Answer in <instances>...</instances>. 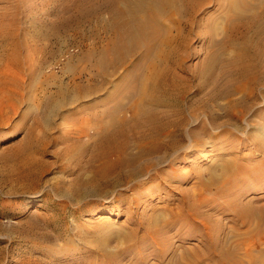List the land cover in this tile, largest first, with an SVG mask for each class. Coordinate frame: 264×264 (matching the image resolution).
Segmentation results:
<instances>
[{"label": "rangeland", "instance_id": "374dc122", "mask_svg": "<svg viewBox=\"0 0 264 264\" xmlns=\"http://www.w3.org/2000/svg\"><path fill=\"white\" fill-rule=\"evenodd\" d=\"M98 1L0 0V264H249L247 255L264 264V225L247 233L234 215L235 207L237 211L247 201L252 200L256 209L264 207V34L249 36L247 52L262 55L254 72L263 80L240 90L229 75V64L237 55L235 43L240 40L232 35L254 17L255 29L263 30L264 0H253L255 6L247 8H241L244 0L235 1L238 7H231L232 0H202L193 17L181 18L173 11L163 18L162 39L169 43L164 48L174 49L183 60L182 66L169 65L177 82L174 92L186 93L185 108L210 106L215 123L209 132L216 138L209 139L207 146H189L186 154L180 153L177 181L164 187L159 180L147 179L140 188L128 184L107 196L93 192L91 169L78 177L76 163L69 164L65 156L70 142L61 136L73 131L86 112L106 113L121 93L134 89L126 78L132 76L129 65L138 56L125 67H101L99 52L112 38L104 22L92 19L76 26L70 21ZM101 16L107 20L108 12ZM65 24L68 27H62ZM212 56L216 60L210 64ZM80 86L85 93H77ZM221 91L230 95L211 99ZM118 99L128 107V98ZM232 104H242L245 113L226 115L224 108ZM200 120L211 127L204 109H199L186 129ZM30 132L36 164L29 170L38 175L34 184L18 181L29 153L20 155L19 148ZM92 134L87 129L81 139ZM226 159L238 160L239 169H260L259 175L206 190L201 178L211 182L207 172L221 174L220 163ZM62 165L67 168L62 170ZM164 169L165 174L172 173L167 166ZM186 169L192 180L184 178ZM190 198L196 214L190 224L193 229L182 223Z\"/></svg>", "mask_w": 264, "mask_h": 264}, {"label": "bare ground", "instance_id": "6f19581e", "mask_svg": "<svg viewBox=\"0 0 264 264\" xmlns=\"http://www.w3.org/2000/svg\"><path fill=\"white\" fill-rule=\"evenodd\" d=\"M235 1L237 0H232L231 7L239 6L235 4ZM243 2L244 4H242L241 8L253 7L254 5L253 0L251 2H246V0H244ZM202 4V0H99L96 4L89 6L90 9L87 12H81L80 17L70 20L76 22V26L80 25L79 23L82 21L86 22L92 19L102 20L104 22L105 31L112 34V38L107 47L99 52V59H101L99 61L97 60V62H100L101 67H103L104 64H106V68L108 66L114 69L122 66L125 67V65H129L130 58L138 56V60L129 65L131 68L129 72L132 76H130L129 79L126 78L128 84H133L134 89L131 91L125 90L124 93H121L118 97L128 98L130 100L128 107L124 106L121 99L119 100L117 98L114 105L106 113L101 115L95 114L94 111L86 112L84 117H82L81 114H76L75 116L81 115L79 117L82 118H79L80 120L74 123L73 131L70 129L71 131L68 130L69 132L65 131V134H61L63 137L62 140L70 142L65 153V156L68 155V157H66L68 160L64 156L65 161L67 160L69 164L73 162L76 163L79 171L78 177L84 170H92V177L89 180L95 184L93 190L95 194L107 196L110 190H115L118 187L128 184H132L131 188H140L142 182L147 179L153 182L159 180L160 185L165 187L168 185L167 183L177 181L179 178L175 165L181 160V157H179L181 152L186 154V148L189 146H207L209 139L216 138V136H213L212 132H209V128L213 129L215 123V115L213 114V116L210 112V106L204 104L202 106L198 105L196 107L185 108L182 104V99L185 97L186 93L182 96H178L174 92V85L177 82L173 80L174 71L171 70L172 66L169 67V65L172 63V65L182 66L183 60H179L176 52L173 51L174 49L167 52L164 46L165 44L169 45V43H165L162 39V35H164V29L161 27L163 18L167 17L173 11L177 12L181 18H185L186 15L193 17L197 14L199 8L202 7ZM102 11L108 12L107 20L102 19ZM196 17H198V15ZM181 22L182 21L179 20L178 23ZM257 22L258 19L254 17L251 20V26H239L232 35L234 38L240 39L241 41L238 40L235 43V52L237 55L235 56V60L229 64L232 66L229 75L234 78V80H237V84L241 85L240 90H244L241 89L243 86L246 88H251L252 86L254 88L263 80L262 74L257 75V72H254L257 64H259L258 62L261 61L262 55L258 51L253 54L247 53L249 44L251 43L249 36L252 35L255 37V35L258 34H264V26L260 33L259 30L255 29L257 26L253 24ZM67 24L62 27H68ZM247 29L250 30L246 32ZM215 60L216 58L212 56L209 60L210 64H213ZM103 72L104 74H101L102 81L105 82L106 71ZM136 73L137 75H135ZM77 90V93L86 92L84 86L78 87ZM235 91H239L238 86ZM229 95V93L221 91L216 92L210 97L211 99H217L228 97ZM79 99L80 98H75V101ZM71 101L73 102L74 99ZM212 105L214 106V104ZM238 106L242 108H238L239 110L237 111L236 107ZM243 107L242 104H232L224 108L225 114L229 117L233 115V117H235V113L241 115V113H245L246 110V108ZM199 109H204L206 120L209 121L208 124H210L211 127H208L200 120L201 122H199L198 125L191 127V129H186L189 120L193 121L196 118ZM187 115L190 116L189 119L186 117ZM87 129H92L93 134L90 136L88 135V138L83 140L81 138ZM26 138V144L22 149L19 148V152L21 153L20 155H22L25 154L23 151H29L27 157H25V162L28 161L26 163L28 169L26 168L23 173L20 174L18 181L34 184L38 179V175L36 177L29 169H32V166L36 164L32 155L35 142L31 132L29 134L27 133ZM189 156L190 153L187 157ZM220 164L222 166L221 174H216L212 169L207 172L208 174L206 173L211 182L205 181L202 177L205 172L202 174V178L200 177L201 185L206 190H211V188L214 187L213 185H234L236 184V179H248L251 176L259 175L260 172V169H255L254 171L239 169V162L235 159H226ZM164 166L172 170V173L165 174L167 169L165 170ZM51 168L52 165L51 167L49 166V170ZM61 168L64 170L67 166L62 165ZM187 171L189 172V170ZM191 173L192 172L185 174L184 178L192 180ZM163 174H165L166 177H163ZM159 187L160 186H158V188ZM170 194H173V192ZM189 200L188 205L185 206L187 218L185 222L184 219L182 220L183 222H181L187 225V228L190 226L191 229H193V225L191 226L190 224L191 221L196 219V214L193 213V200L191 198ZM201 201L202 199L199 202ZM180 203L182 205V202ZM242 205L244 208L242 206H237V211L235 207V217L246 227V230L248 229L246 231L247 233H250L252 228H254V231L259 230V228L264 225V207L256 209L252 200ZM162 212L159 213L163 216ZM171 212L173 211L171 210ZM177 212L175 213L178 214ZM171 216L173 217V215ZM252 221H256L254 226L252 225ZM204 226L207 227L206 222H204ZM190 227L188 229H190ZM188 233L189 232H187V234ZM179 234L181 235V231ZM152 238L157 244L158 239L154 236ZM183 240L185 241V239ZM247 254L250 253L248 252ZM246 258H249V264H260L258 258L252 255H247ZM175 261H177V259L174 257L173 262Z\"/></svg>", "mask_w": 264, "mask_h": 264}]
</instances>
